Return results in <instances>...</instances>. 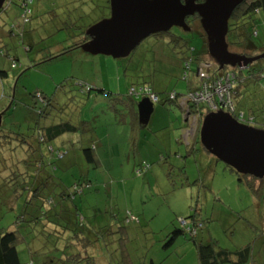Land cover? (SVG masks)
I'll list each match as a JSON object with an SVG mask.
<instances>
[{
	"label": "rangeland",
	"instance_id": "1",
	"mask_svg": "<svg viewBox=\"0 0 264 264\" xmlns=\"http://www.w3.org/2000/svg\"><path fill=\"white\" fill-rule=\"evenodd\" d=\"M57 1L34 0V15L43 18L32 21L31 26L36 29L32 35L36 40L43 39V35L47 37L37 41L29 52L26 51V41L16 45L17 50L10 48L9 56L15 57L17 68H11L9 59L0 58V71L8 76L0 79V110H7L2 119V129L14 126L25 133H31L29 129L37 122V115L31 106L37 103L40 107L38 101L32 98L35 93H42L50 101L49 106L45 100L41 101L47 112V119L41 122L42 126L63 121L76 123L81 116L86 117L85 121L90 126L85 132L66 134L60 141L51 143L54 149L59 146L67 151L66 164H63L65 169H62L61 161H56L58 171L53 172L52 177H61L69 193L76 181L87 179L90 182V187L78 189V194L71 195L72 201H67L65 205L70 209L72 217L77 209L76 222L77 228L81 230L80 235L86 236L87 241L92 243L88 248L85 247L84 252L93 257L94 264H120V250L128 254L130 264H149L151 260L156 264H197L195 247L187 236L179 235L171 243L167 239L174 228H181V221L187 219L196 203H199V215L207 219L197 235L200 240L211 238L219 247L229 250L253 243L264 264V254L260 256V251L264 249V238L259 236L262 206L253 200L237 176L224 163L206 153L201 144H198L194 154L184 146L185 135L187 142L192 141L186 132L192 128L190 133L195 135L197 120L191 116L185 117L187 108L184 110L179 104L185 106L186 102L181 97L176 103L155 104L148 124L139 128L138 131L141 130L136 135L128 137L127 132L133 125V115L127 106L130 102L127 98L129 84L145 81L156 85L157 82L165 91L160 94L162 97L167 93L185 95L188 84L182 79L180 67L186 48H180L179 45L174 48V43L170 45L168 42H173L172 38L179 36L187 40L190 49L198 51L201 50L202 39L194 31L187 32L173 27L169 32L154 34L145 39L124 58L93 56L76 49L60 59L49 61L47 58L51 50L48 48L60 42L62 36L61 32L57 33V28L63 27L58 23L59 18L55 17L56 21H53L55 18L52 17V12L60 10L59 6L58 9L54 6ZM64 2L60 0L59 4L62 6ZM104 3V0H86L84 10L88 16L80 19V28L73 33L87 34L96 24L95 19H101V15L107 17L110 7L107 10ZM16 13L15 6L8 8L5 2L4 10L0 12V23L15 19ZM194 28L202 30L199 22ZM262 41L261 32L254 41L256 47H260ZM230 51L242 52L236 45ZM136 70L140 72L139 75L133 74ZM101 81L104 84L102 86L99 85ZM77 83L88 84L95 87V90L109 91L122 97L123 101L115 106L113 99L105 95H83L75 87ZM13 89L16 94L14 107L7 109ZM140 99H132L135 110ZM114 106L119 109L118 112L113 111ZM114 134L117 137L112 141L123 145L121 151H124L125 156L116 159L117 164L112 165L103 160V165L92 170L84 162L81 150L95 137L99 141L100 137L110 140L115 138ZM43 153L47 151L43 149ZM187 154L189 157H185ZM162 157L167 163H159ZM143 163L150 164V170H141ZM181 167H184L183 174ZM53 187V193H59V186L55 184ZM8 195L0 193V233L2 230H14L13 222L20 212L21 204L17 202L14 203L18 206L12 204L13 210L10 209L5 199ZM71 234L66 233L64 236L68 255H72L76 248L77 240L70 238ZM27 240L17 247L20 264L29 261ZM33 247L36 246L32 245L30 250ZM55 255L52 253L53 257ZM79 264L89 262L82 261Z\"/></svg>",
	"mask_w": 264,
	"mask_h": 264
},
{
	"label": "trees",
	"instance_id": "2",
	"mask_svg": "<svg viewBox=\"0 0 264 264\" xmlns=\"http://www.w3.org/2000/svg\"><path fill=\"white\" fill-rule=\"evenodd\" d=\"M62 1H65L62 6L59 4L60 0L54 3L56 9L60 8V10L58 12H52V17L59 18L58 23L60 22L63 27L59 26L57 28V33H62V31H64L70 45L63 48L58 53L50 54L47 58L49 61H55L72 50L80 49L83 44L90 40V36L82 32L74 34L79 30L78 28H80V19L88 16V13H86L87 11L84 10L86 7V0ZM104 1L106 9L108 10L109 8L107 7H110L109 0ZM6 3L8 8L15 6L17 16L11 21L6 20L0 23V58L9 59L11 61V68L15 69L17 68V64L15 62V57L9 56L10 48L15 49L16 45L18 46L19 43L26 41L24 36L30 29L32 21L34 19L38 21L43 17L34 15V0H7ZM57 6L59 7L57 8ZM2 10H4V8ZM101 16V19H95V23L109 17V14L107 17H104V15ZM196 20L199 22L198 18H196ZM17 21H19V24ZM53 21H56V18L53 19ZM191 24H193V22ZM191 24H189V26L192 27V31L196 32L203 41L201 50L197 51L190 49L187 40L179 36H174V38H172L174 41L172 42L170 40L168 42L170 45L174 43L172 46L174 48L177 45H179L180 48H186L184 52H179L184 53L180 68L183 74L182 79L188 84L187 93L182 96H178L174 93L176 99L169 100V94L171 93H167L165 97H162L153 90V84L151 82L145 81L141 83H132L131 86L128 87V91L130 88L147 87L158 97V102L156 104L176 103L179 97L182 98L189 93H201L205 89L213 93V87L220 81L222 85L228 84L230 88H228L227 94L223 97L224 104L220 102L218 95L214 94L213 101L217 107L227 109L231 116L242 124L264 130V59H259L243 69H239L238 67L232 68L230 66L220 67L208 55L204 32L202 30H196L197 27L193 28ZM261 32L263 33V43H261L260 47H256L254 41L260 36ZM226 40L229 50L235 47V45L240 47L242 52L236 54L254 57L264 53V0H245L235 8L228 22ZM34 45L32 46L34 47ZM32 46L28 45L26 51L29 52L31 50L30 48H33ZM251 52L256 53L251 54ZM155 58H157V56ZM47 60H43L42 62H46ZM207 64L209 67L205 69L206 73L204 72L205 74L201 76L198 70L201 65ZM133 74L139 75L140 72L136 70ZM3 78H8V76L5 72L0 71V79ZM75 87L83 95L89 96L90 93H98L102 96L105 95L109 99H113L115 106H118V104L123 101L122 97L119 95L101 89L95 90V87L88 84L77 83ZM14 89L7 109L12 108L14 104L16 95ZM113 96L114 98H112ZM32 98L38 101L40 107L37 103L31 106V109L35 112V115H37V122L35 121L34 127L29 129L31 133H25L14 126L2 129V122L0 126V193L3 195V192H5V196L9 194L5 199L11 210H13V207H11L12 204H21L20 212L13 222L14 230H2L0 233V264H20L17 247L19 244L26 241L27 238V246L29 248V261L27 264H53V262H55V264H79L82 261L94 264L93 257L89 255L88 252H84L86 251L85 247L92 243L87 241L88 238H86V236L80 235L81 230L77 228L78 223L76 222V206L74 205L76 212L72 214L75 219L74 221L73 217L70 215V209H67L65 206L67 205V201H72L71 195L74 193L78 194V189L80 188L90 187V182L87 179L76 181L72 185V192L69 193L66 191L63 181L60 179L61 177L53 178L52 174L58 171L56 161H61L62 164L60 165H62V169H65L63 164H66L65 156L67 155V151L59 146L54 149L51 145V143L56 140L60 141L62 136L66 134L85 132L87 130L86 128L90 126V123L85 121L86 117L81 116L76 123L63 121L49 126H42L41 122L47 119L45 118L47 112L45 110V105L41 101L45 100L47 106H49L50 101L46 99L42 93H35ZM127 98L130 100L127 106L133 115L132 126L138 129L144 127L139 124L137 110H135L134 103H132L135 97L130 96L127 92ZM227 104L229 107H227ZM184 105L183 109L185 110L187 108L185 115L194 116L197 120L194 138L191 144L186 146L189 152L194 154L197 151L198 144H200L199 131L201 122L206 115L212 113V110L205 102L192 104L190 101H186ZM115 106L113 107V111L118 112L119 109ZM6 111L5 109L0 110L2 119ZM135 131L136 129L134 132ZM43 149H45L47 153H43ZM95 149L96 148L89 146L81 150L84 162L91 167L92 170L98 169L101 165L97 159ZM202 149L208 153L203 147ZM61 150L64 151L61 152ZM48 154L52 156L49 155L51 156L49 157ZM175 155H177V153H175ZM16 156H18V158L15 160ZM185 157H189V155L187 154ZM161 160L162 161L159 163H167L165 158L162 157ZM8 165L12 166L9 167ZM150 167V164L143 163L140 169L150 170ZM227 167L230 172H233L237 176L238 181L244 184L253 200L262 206L259 219V236L264 238V178L257 179L249 175H242L231 167ZM180 170L183 174L184 167H181ZM88 174L89 172L87 171L86 178H88ZM55 184L58 185L60 189L57 194L53 193V186H55ZM181 185L184 186V184ZM81 193H83V191H81ZM198 204L196 203L192 214L189 215L187 219L182 220L185 225L181 228L176 227L169 233L167 239L168 243L174 241L179 235L187 236L195 247L197 264H262L256 252L257 248H254L253 243H247L229 250L219 247L216 241L211 238H207L205 241L200 240L197 235L201 232L200 230L204 228V223L207 219H202V217H200L199 210L197 209ZM18 209L19 207L17 210ZM57 211L59 212L56 213ZM62 220L63 224L60 225ZM72 223L74 224L73 227H71ZM23 231L26 232L22 234ZM124 231L125 230H123V232ZM66 233L69 235L72 233L70 238L73 237L77 240L75 242L76 248H74V253L72 255L66 253L67 246L64 245V236ZM51 239L55 240L51 241ZM32 245L36 247L30 250ZM52 253L56 254L55 257L52 256ZM118 253L120 255V260L118 261L120 264H130V258L125 251L122 252L120 250ZM263 254L264 250H261L260 256H263Z\"/></svg>",
	"mask_w": 264,
	"mask_h": 264
},
{
	"label": "water",
	"instance_id": "3",
	"mask_svg": "<svg viewBox=\"0 0 264 264\" xmlns=\"http://www.w3.org/2000/svg\"><path fill=\"white\" fill-rule=\"evenodd\" d=\"M7 0H0V12ZM109 0V17L93 25L90 40L81 46L86 53L120 59L127 57L145 39L173 27L189 31L188 17L196 15L206 38L208 55L220 66L239 69L264 59V53L242 56L229 50L228 22L235 8L245 0ZM148 98L137 103L138 122L146 126L154 111ZM2 113H0V126ZM201 146L237 173L264 178V130L235 120L218 111L206 115L200 126Z\"/></svg>",
	"mask_w": 264,
	"mask_h": 264
},
{
	"label": "crops",
	"instance_id": "4",
	"mask_svg": "<svg viewBox=\"0 0 264 264\" xmlns=\"http://www.w3.org/2000/svg\"><path fill=\"white\" fill-rule=\"evenodd\" d=\"M34 30V32H35V30L36 29H34V28H32V26H30V29L28 30V32L27 33H25V38H26V42H27V44L29 45V46H32V45H34L37 41H40V40H36L37 38L36 37H34L33 35H32V31ZM0 33H1V29H0ZM47 35H43V37L45 38ZM42 40V39H41ZM60 42H57L54 46H52V47H49L48 49L49 50H51V51H49L50 52V54H54V53H58V52H60L63 48H65V47H68L69 45H70V42L69 41H67V39H66V34L65 33H63L62 32V36H61V38H60ZM33 47V46H32ZM31 50H32V48H30ZM80 49H81V47H80ZM14 50H17V48H15ZM30 50V51H31ZM82 50V49H81ZM83 51V50H82ZM105 63V62H104ZM105 64H107V63H105ZM155 83V82H154ZM99 85L100 86H102V85H104L103 83H102V81L99 83ZM129 86H131V84H129ZM153 90L155 91V92H157V93H159V94H161V93H164V91H162V86H160L157 82H156V85H153ZM96 99H98V98H96ZM96 101V100H95ZM97 102V101H96ZM181 107H183L181 104H179ZM185 117H187L186 115H185ZM191 118H194L195 120H196V117H194V116H192ZM185 119V118H184ZM186 121H187V119H185ZM136 129V131L134 132V130ZM192 129V128H191ZM190 129V131L189 132H186V134L187 133H189L188 135L190 136V138H191V140L194 138V136L190 133L192 130ZM141 130V129H140ZM139 130V131H140ZM137 131H138V128L137 127H134V126H132V128L127 132L128 133V137H130V135L132 136H134V135H136V133H137ZM139 131H138V133H139ZM115 135V134H114ZM138 136L140 137L141 135L140 134H138ZM63 137V136H62ZM116 137H117V135H115V138H112V139H110V140H106L104 137H100V141H99V139H98V137H95V139L94 140H90L89 141V143H88V145L86 146V147H89V146H91V147H94V148H96L95 149V151H96V155H97V159L99 160V163L101 164V165H103L102 163L104 162L103 160H105V162H107L108 164H117V163H115V160L116 159H121L122 158V156H125V153H124V151H121V147H123V145L121 144V143H118V142H116V143H114V141H112V140H114V139H116ZM98 139V140H97ZM184 146L186 147V146H189V144H191V142H187V136L185 135L184 136ZM66 141V140H65ZM105 142V145H104V142ZM102 142H103V144H102ZM128 143V142H127ZM61 145H62V142L60 143ZM86 147H84V148H86ZM139 148V147H138ZM151 162H153V161H151ZM151 162H150V164H151ZM264 250V249H263ZM150 263H153V264H156L155 262H153L152 260L151 261H149V264Z\"/></svg>",
	"mask_w": 264,
	"mask_h": 264
},
{
	"label": "built area",
	"instance_id": "5",
	"mask_svg": "<svg viewBox=\"0 0 264 264\" xmlns=\"http://www.w3.org/2000/svg\"><path fill=\"white\" fill-rule=\"evenodd\" d=\"M208 67H209L208 64L201 65L198 70L199 74L203 76L206 73L205 69H207ZM228 88H230L228 84L222 85L219 81L217 85L213 87V90H214L213 93L207 91L206 89L201 93H195V94L189 93L188 95L182 97V101L184 102L198 101V103L205 102L211 108L212 110L211 112L223 111V112L229 113L227 109H223L222 107L221 108L217 107V105L213 101V96L214 94H216L220 98V102L224 104L223 97L225 96V94H227ZM128 94L135 98L137 97L148 98L153 104H156L158 102V97L154 93H152L151 90L147 87L130 88L128 91ZM174 99H176L175 94L174 93L169 94V100H174ZM228 104L230 105L229 101H228ZM229 105L227 107H229ZM184 225H185L184 221H181V227H183Z\"/></svg>",
	"mask_w": 264,
	"mask_h": 264
},
{
	"label": "flooded vegetation",
	"instance_id": "6",
	"mask_svg": "<svg viewBox=\"0 0 264 264\" xmlns=\"http://www.w3.org/2000/svg\"><path fill=\"white\" fill-rule=\"evenodd\" d=\"M184 1V0H183ZM201 2H203V0H199L198 1V3H201ZM196 18H198L196 15H194V16H192V17H188L187 19H186V23H187V25H188V27H189V31L188 32H192V27H190L189 26V24H191L192 22H193V24H191V25H193V28H194V26H195V24L197 23V20H196ZM198 21H199V18H198ZM182 30V29H181Z\"/></svg>",
	"mask_w": 264,
	"mask_h": 264
}]
</instances>
